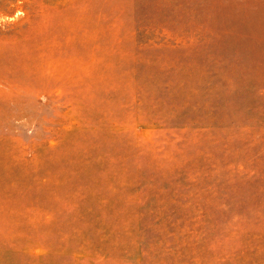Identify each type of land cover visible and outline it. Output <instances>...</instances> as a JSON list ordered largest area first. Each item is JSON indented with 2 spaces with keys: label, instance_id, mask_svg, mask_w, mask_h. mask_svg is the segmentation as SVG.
Here are the masks:
<instances>
[{
  "label": "rangeland",
  "instance_id": "rangeland-1",
  "mask_svg": "<svg viewBox=\"0 0 264 264\" xmlns=\"http://www.w3.org/2000/svg\"><path fill=\"white\" fill-rule=\"evenodd\" d=\"M0 264H264V0H0Z\"/></svg>",
  "mask_w": 264,
  "mask_h": 264
}]
</instances>
